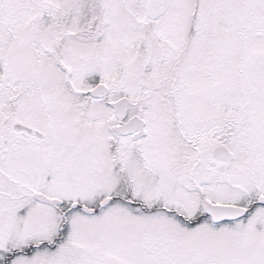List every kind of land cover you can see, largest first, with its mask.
I'll list each match as a JSON object with an SVG mask.
<instances>
[{
	"label": "snow or ice",
	"instance_id": "obj_1",
	"mask_svg": "<svg viewBox=\"0 0 264 264\" xmlns=\"http://www.w3.org/2000/svg\"><path fill=\"white\" fill-rule=\"evenodd\" d=\"M0 264H264V0H0Z\"/></svg>",
	"mask_w": 264,
	"mask_h": 264
}]
</instances>
